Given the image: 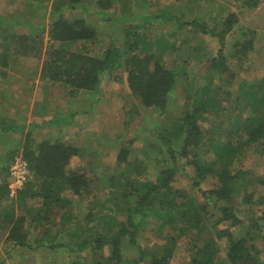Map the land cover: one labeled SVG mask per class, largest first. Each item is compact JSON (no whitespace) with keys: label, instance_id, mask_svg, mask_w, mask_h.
I'll use <instances>...</instances> for the list:
<instances>
[{"label":"trees","instance_id":"obj_1","mask_svg":"<svg viewBox=\"0 0 264 264\" xmlns=\"http://www.w3.org/2000/svg\"><path fill=\"white\" fill-rule=\"evenodd\" d=\"M116 1L121 14L109 19ZM131 1L53 0L48 23L42 20L50 0H19L10 13L0 14V64L8 67L41 57L49 26L52 49L42 76L51 84L43 97L55 106L52 117L30 123L27 110L14 106L8 122L1 115L8 102L1 87L0 146L9 151L0 156V244L7 257L16 248L44 247L54 255L63 249L71 261L62 264H177L180 254L182 264H264V177L256 178L264 161V72L257 70L259 81L243 74L256 66L264 31L242 27L244 9L228 10L211 23L196 16L207 3L200 8L190 0H170L156 11L159 1L151 0L146 10ZM259 1L244 3L253 8ZM93 17L98 24L121 26V40L102 34ZM154 22L172 29L151 38L140 34ZM188 27L195 35L209 34L219 47L199 70L205 81L199 89L187 69L168 67L190 42L179 36ZM205 55L199 52L196 59ZM6 74L0 70L1 77ZM119 84L125 89L127 136L120 137L119 123L98 141L102 150L111 147L99 160L115 157V174L95 170L92 160L81 169L73 166L84 149L64 140L67 128L77 115L91 116L93 104ZM176 88L183 90V112L173 109L170 126L153 127L160 121L151 108L164 114ZM208 122L205 131L201 124ZM9 130L27 132L21 148L10 150L1 140ZM154 148L166 158L151 180L139 152ZM18 156L29 162L32 177L11 196L7 163ZM183 158L192 177L182 170ZM179 171L193 182L177 186ZM202 180L208 189L200 188ZM194 193L203 196L200 201ZM84 204L91 208L81 215ZM0 264H7L2 255Z\"/></svg>","mask_w":264,"mask_h":264},{"label":"rangeland","instance_id":"obj_2","mask_svg":"<svg viewBox=\"0 0 264 264\" xmlns=\"http://www.w3.org/2000/svg\"><path fill=\"white\" fill-rule=\"evenodd\" d=\"M19 0H0V14H4L5 12H11L12 9L15 8V5L18 3ZM148 3H144V0H132L131 3L133 4V7L136 8L137 6H142V10H146V8H149L150 1L147 0ZM159 1V2H158ZM187 1V0H186ZM191 3L195 4V6L202 8L205 3L208 8V11H205V7H203L201 10H198V14L200 13L204 16L205 20L210 21L211 23L214 22L215 18L224 17L228 10L233 11H239L240 9H244V13L241 16V23L242 27H249L254 30H258L259 32L264 31V0H260L258 2V5L254 6L253 8H249L244 3L245 0H190ZM53 0H50L49 3V9L47 11V16L43 18L42 21L48 23L49 21V10L52 7ZM156 2L161 3L157 4L155 10L161 11L162 3L169 4L170 0H156ZM93 6V5H92ZM93 9H96V7H93ZM141 10V11H142ZM110 11V18H115L116 14H121V4L116 1L114 5L109 9ZM194 16L188 17V20H193ZM187 18V17H186ZM94 20L95 24H98V18H92ZM91 19V20H92ZM100 20V19H99ZM98 27L102 30L100 32L102 34H110L111 36L115 35L117 37L116 40L118 42L121 40V26L115 27V23L112 21L109 23L108 21H104L100 24H98ZM125 28V27H124ZM191 28V27H190ZM189 27L184 31V33H180L179 36L182 39H189L190 42L188 44H185V46L180 48V52H178L177 56L175 57L176 61L174 65H168V67H174L175 65L178 67V69L185 68L188 70V79L190 83L193 84V87L195 89H199L203 87L205 81L204 79L199 75V70L202 68V66L206 67L207 61L210 60V58L216 57L218 54L219 47L217 43H214V40L208 35H204L201 33H198L195 35L193 31H191ZM49 26L47 30L44 32L43 36V51L42 55L39 58L31 57L29 61L22 62L23 67L15 66H5L3 64H0V70H5L7 78L5 79L4 76H0V83L2 86H0L4 91L5 96L8 98V102L3 106L1 115L6 117L8 122L12 121V118H10L12 115L9 114L10 110L12 111L14 106L20 107L23 110H27V119H25L28 123L34 120H43L52 117L53 111H54V102L53 99H49L47 103L44 100L43 92L44 89L47 87V89H50V84L48 79L44 78L42 76L43 67L45 66V62L48 60L47 50L52 49V38L50 37L49 33ZM167 29H172L171 26H169L166 23H157L154 22L152 24H149L145 28L140 30V34H143L146 37H157V36H163ZM251 29V30H252ZM167 33V32H166ZM168 36V35H167ZM200 36V39H197V37ZM1 37V35H0ZM109 39V37H108ZM2 38H0L1 42ZM108 41V40H107ZM232 42V41H230ZM258 42L262 44V47H260L257 50L256 55H254V62L256 66L252 67V72H246L243 73L245 76H255V81H259L260 77L257 76V70L260 72H264V36H260L258 39ZM51 47V48H50ZM198 48V51H193L192 48ZM206 53L205 57L199 61L196 59V56L198 53ZM262 55H261V54ZM24 61V59L22 58ZM169 60L170 59H166ZM252 60V61H253ZM257 62V63H256ZM263 69V70H262ZM250 73V75H249ZM180 76V75H179ZM178 77V80L181 79V77ZM252 78V77H251ZM191 89V86L189 87ZM177 90L173 93L171 98L174 100V102L171 103V105L168 107L169 109L164 114H159L156 110L152 109L153 111L150 112L155 118L158 117L160 122H157V125L153 123V127L163 129V126H166L167 124H170V120L174 117V112L177 111V114H181L183 112V102H181L182 99L185 97L183 96V90L182 88H176ZM124 88L122 84H119L116 86L114 92L106 98H102L97 103L93 104V112L92 115L89 116L88 114H79L74 119V124L69 129V132L67 135L64 136V140L68 141V143H72L75 146L84 149V153L81 156V158H73L72 159V165L79 167L80 169L83 168L85 165H87L91 160L94 164L95 170H102L105 171V173H108L109 175L115 174V167L117 161L115 160V157L109 158V159H100L103 155V151L105 153H110L111 147L106 146V149L102 150L100 148V145L98 144V141L102 143L103 138H100V135L106 132L109 129L116 128V124L120 123L121 129H120V137H126L127 136V129L122 128L123 120L125 119L124 111L122 109V104L125 102L123 101V93ZM196 90H193L192 93H194ZM2 93V95H4ZM1 96V95H0ZM14 104V105H13ZM177 108V109H176ZM96 112V113H95ZM13 117V116H12ZM16 118V116L14 117ZM19 118V117H17ZM89 119V121H88ZM6 120V122H7ZM227 121V120H225ZM203 129L205 131H209V128H211V124L208 123H202L201 124ZM101 129V130H99ZM27 132H19L15 133L9 130L7 137L5 136L1 139H6L7 143H9L10 150L14 149V147L21 148V146L25 142V136ZM153 138H156V136H150L149 139L155 140ZM118 137L114 140L116 143V146L118 145L119 140H117ZM112 146V145H111ZM145 146V145H144ZM8 145H2L0 146V156L4 153H7L9 151L6 150ZM99 150V151H98ZM145 149L140 150V159L143 160V164L148 166V173H152V177H150L151 180H154L156 173H158L161 169L164 163H158L160 160L165 159L166 157L160 153V151H157V148H154L150 151L148 154L147 152H144ZM100 152L99 155L97 154L95 156L94 153ZM155 158V159H154ZM214 159V158H213ZM249 159V158H248ZM156 160V161H155ZM186 159H182V170L186 172L187 174L193 175V172H190L188 170L190 167L188 166L187 169H183L184 163ZM263 162V168H258L257 176L256 178H263L264 177V161ZM251 163L252 159H251ZM11 164V163H7ZM168 165V164H167ZM93 169V170H94ZM184 173L179 171V182L177 186L180 187H186L192 183L193 181L191 178L184 176ZM192 177V176H191ZM203 190L208 189L207 183L203 180L201 181V187ZM196 198L200 199L203 197L201 194L196 195L195 193L192 194ZM213 201H216L215 199H212ZM211 201V202H213ZM212 204V203H211ZM212 206V205H211ZM91 208L90 204H84L82 205V209H80L81 215H86L88 210ZM78 212V211H77ZM121 216V215H120ZM215 218V217H214ZM214 218L211 220L214 221ZM34 236V235H33ZM184 245L186 243H183ZM63 249H59L57 254L54 255L53 251L48 248H37V249H26V248H16L11 251V257H7L8 255L5 253L2 244H0V255L4 256L7 260V264H62V261H71L68 257L69 253H63ZM135 252V250H134ZM64 254V255H62ZM138 254V252H137ZM182 257V254L177 256L175 258V262L178 264H182V261L180 258Z\"/></svg>","mask_w":264,"mask_h":264},{"label":"built area","instance_id":"obj_3","mask_svg":"<svg viewBox=\"0 0 264 264\" xmlns=\"http://www.w3.org/2000/svg\"><path fill=\"white\" fill-rule=\"evenodd\" d=\"M11 175L13 177V181L9 185V189L11 191V196H15L18 188L23 186L24 182L30 175L28 163L22 156L15 158L11 166Z\"/></svg>","mask_w":264,"mask_h":264},{"label":"clouds","instance_id":"obj_4","mask_svg":"<svg viewBox=\"0 0 264 264\" xmlns=\"http://www.w3.org/2000/svg\"><path fill=\"white\" fill-rule=\"evenodd\" d=\"M25 159V158H24ZM15 160V159H14ZM14 160H12V162H11V164H10V167H9V173H10V182L8 183V186L11 184V182L13 181V177H12V175H11V166H12V164H13V162H14ZM25 161L28 163V167H29V171H30V175H29V177L28 178H30V177H32L31 175H32V172H31V170H30V166H29V162L25 159ZM28 180V179H27Z\"/></svg>","mask_w":264,"mask_h":264}]
</instances>
